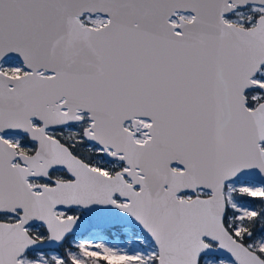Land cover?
Wrapping results in <instances>:
<instances>
[{"label": "snow or ice", "instance_id": "obj_1", "mask_svg": "<svg viewBox=\"0 0 264 264\" xmlns=\"http://www.w3.org/2000/svg\"><path fill=\"white\" fill-rule=\"evenodd\" d=\"M0 264H264V0H0Z\"/></svg>", "mask_w": 264, "mask_h": 264}]
</instances>
